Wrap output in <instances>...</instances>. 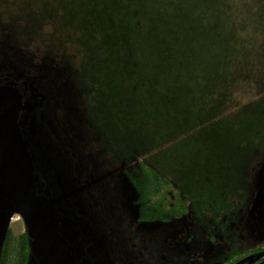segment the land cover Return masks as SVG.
Listing matches in <instances>:
<instances>
[{"label": "trees", "instance_id": "16d2710c", "mask_svg": "<svg viewBox=\"0 0 264 264\" xmlns=\"http://www.w3.org/2000/svg\"><path fill=\"white\" fill-rule=\"evenodd\" d=\"M4 84L38 102L22 128L64 218L85 222L96 202L100 174L77 157L88 137L117 173L107 215L150 229L158 254L194 259L189 245L225 242L259 209L264 0H0ZM1 186L0 264H27Z\"/></svg>", "mask_w": 264, "mask_h": 264}, {"label": "water", "instance_id": "95a60500", "mask_svg": "<svg viewBox=\"0 0 264 264\" xmlns=\"http://www.w3.org/2000/svg\"><path fill=\"white\" fill-rule=\"evenodd\" d=\"M37 105L38 102L26 100L17 86L0 85L3 207L12 213L10 219L14 214L24 218L32 242L31 252L39 264H74L70 242L61 233L70 216L64 218L56 210L54 199L41 191L44 185L36 181L35 158L22 128V119H27L24 114L33 112Z\"/></svg>", "mask_w": 264, "mask_h": 264}, {"label": "flooded vegetation", "instance_id": "af4514ba", "mask_svg": "<svg viewBox=\"0 0 264 264\" xmlns=\"http://www.w3.org/2000/svg\"><path fill=\"white\" fill-rule=\"evenodd\" d=\"M260 166L262 167V173L259 176V192L261 194L259 196V209L255 213L249 211L246 219L239 221L241 223L240 228L235 227L234 232L233 228L225 230V232L232 231L225 242H196L189 245L188 250L195 251V253L193 252L194 259L183 257L185 256L183 245L176 250L165 249L167 250L165 256L163 252L158 254L159 250L158 253L155 251L152 239L148 235L150 229L141 230L134 226L133 233L130 236L131 239L132 236L134 237L136 243L131 242L130 245H128L129 243H112L110 237L102 236L100 231L95 234L94 229L91 234H86V232L80 230V234L78 224L90 226V229L91 224H89L87 218L86 220L83 219L85 222H82L76 217L72 220L69 218L67 225L62 226L61 230L62 235L70 242L74 264H263L264 163ZM53 201L56 210L62 214V207L55 200ZM20 218L23 217L20 216ZM256 230L257 233L254 234ZM24 232L28 234L26 229ZM246 233L251 236L254 235L252 240L248 238ZM31 243L30 241L27 264H39L38 260L32 255ZM123 246L124 248H121ZM127 253L132 256L131 259L126 257Z\"/></svg>", "mask_w": 264, "mask_h": 264}, {"label": "rangeland", "instance_id": "374dc122", "mask_svg": "<svg viewBox=\"0 0 264 264\" xmlns=\"http://www.w3.org/2000/svg\"><path fill=\"white\" fill-rule=\"evenodd\" d=\"M78 153H81V156H77L78 159L84 158L83 161H85L88 164L89 166L88 168L90 169L91 172L93 168L96 166L97 171L100 174V183L91 186V189L93 190V193L95 195L96 202L92 204V208L90 209L86 217L87 220L92 223L95 234L100 231L102 236L110 237V241H113L116 244H127V239H131L130 235L133 233L132 229L134 228L135 225H131L127 217L120 218L121 212L117 210L115 212L116 214H113L112 216L107 215L112 204H119L120 201L118 187L116 185L118 182L117 173H115V171L113 170L115 168L112 167L111 165H107L103 163L102 157L99 156L100 149L91 140V137H88L82 142V144L78 147ZM59 173H62V175L68 178H71L72 177L71 174L74 173L75 177L80 179L78 185H84L85 188L87 187L84 183L87 173H85V175H79L72 166L62 167ZM261 173L262 170L258 168L256 170V175H258L257 176L258 183H259L258 177L261 175ZM87 199L88 198H84V200ZM19 217H15L14 219H12L11 222V231L15 235H18L21 232H24L25 230L24 223L22 219ZM102 232H106L107 235H104ZM256 233L257 230L256 232L254 231V234ZM246 234L248 238L251 240L254 237L253 233H252L253 236H251L248 233ZM246 234H244V236H246ZM132 238L134 237L132 236ZM153 238L157 240L160 239L158 235H153ZM130 243L131 241L129 242L128 245H130ZM121 248H124V246ZM126 257L128 259L129 258L131 259L132 256L129 253H127Z\"/></svg>", "mask_w": 264, "mask_h": 264}]
</instances>
